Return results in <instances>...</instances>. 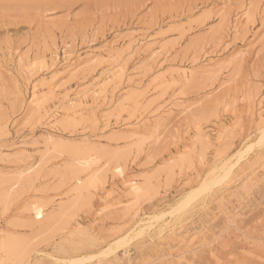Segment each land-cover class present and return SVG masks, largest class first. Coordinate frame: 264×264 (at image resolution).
I'll return each mask as SVG.
<instances>
[{
    "label": "rangeland",
    "instance_id": "1",
    "mask_svg": "<svg viewBox=\"0 0 264 264\" xmlns=\"http://www.w3.org/2000/svg\"><path fill=\"white\" fill-rule=\"evenodd\" d=\"M0 264H264V0H0Z\"/></svg>",
    "mask_w": 264,
    "mask_h": 264
},
{
    "label": "bare ground",
    "instance_id": "2",
    "mask_svg": "<svg viewBox=\"0 0 264 264\" xmlns=\"http://www.w3.org/2000/svg\"><path fill=\"white\" fill-rule=\"evenodd\" d=\"M246 15H247V14H246ZM250 15H251V14H250ZM75 159H76V158H75ZM86 163H87V162H84V164H86ZM8 245H9V244H8ZM5 247H6V245H5ZM5 249H6V248H5ZM8 249H9V248H8ZM8 249H7V250H8ZM12 250H13V249H12ZM12 252H13V251H12Z\"/></svg>",
    "mask_w": 264,
    "mask_h": 264
}]
</instances>
